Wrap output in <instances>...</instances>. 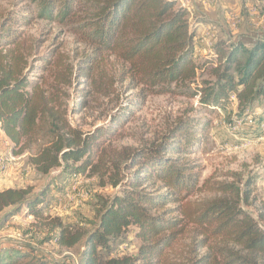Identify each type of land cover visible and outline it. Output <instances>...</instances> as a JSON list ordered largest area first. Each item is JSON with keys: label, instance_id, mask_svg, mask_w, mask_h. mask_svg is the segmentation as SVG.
Instances as JSON below:
<instances>
[{"label": "trees", "instance_id": "trees-1", "mask_svg": "<svg viewBox=\"0 0 264 264\" xmlns=\"http://www.w3.org/2000/svg\"><path fill=\"white\" fill-rule=\"evenodd\" d=\"M30 1L39 19L68 28L89 52L78 65L58 56L50 70L55 84L31 81L37 69L48 70L43 64L53 65V53L49 60L40 57L31 38L9 28L28 26L31 17L0 24V123L13 143L12 154L20 157L36 148L29 163L43 176L61 172L64 188L89 173L120 193L103 203L87 231L47 213L48 186L0 190V231L25 209L34 227L48 231L47 243L62 251L79 247L80 264H264L262 219L245 209L255 180L234 174L233 181H201L189 159L208 121L181 119L162 142L115 149L118 159L105 160L106 144L148 97L198 98L200 108L209 111L228 108L234 96L240 115L264 104V39L251 48L242 43L228 48L220 41L216 60L198 62L189 12L174 0ZM74 76L98 95L109 96L117 84L136 95L108 124L85 133L68 122L60 94L53 92L72 84ZM204 76L211 80L199 81ZM91 94L82 97L81 112ZM129 230L140 243L136 254L116 255ZM11 243L0 247V264H32Z\"/></svg>", "mask_w": 264, "mask_h": 264}, {"label": "rangeland", "instance_id": "rangeland-1", "mask_svg": "<svg viewBox=\"0 0 264 264\" xmlns=\"http://www.w3.org/2000/svg\"><path fill=\"white\" fill-rule=\"evenodd\" d=\"M255 11L257 14H252ZM242 12L245 13H243V18L249 24L251 23L254 27L253 31H256V38L253 37L252 40L256 43L264 39V1L248 0ZM24 17H31L28 26L12 24L9 28L12 31H22L24 37L31 38L35 44L34 53L40 57L49 60L51 53L54 56L51 60L53 65L43 64V67H48V70L42 72L37 69L31 74L30 80L49 85L55 84L54 74H51L50 70L55 66L58 56L63 55L68 65H78L89 49L78 44L69 29L63 25L39 19L38 8L30 0H0V24L9 21L10 18L12 22L24 21ZM241 22L242 18H237L232 25L238 27ZM190 25L196 35L195 26L191 21ZM209 30L202 38L204 46L196 45L195 47V59L198 62L207 59L216 60L215 47L220 41H225L228 48L240 43L239 38L233 42L230 41L233 37L231 34L230 40L219 39L217 35L211 33L213 28ZM202 79L211 80L209 76L199 77V81ZM212 80L214 81L213 78ZM88 91L92 93L88 96L89 107L81 112L79 104L84 100L82 97ZM114 91L109 96L98 95L96 91L88 89V84L84 80L81 79L79 82L75 76L72 84L62 85L58 91L53 89V92L60 94V103L63 110L67 112L68 122L85 133L108 124L111 116L115 115L121 107L126 106L136 95V92L127 93L120 84L115 86ZM209 111L200 108L198 98L148 97L140 110L134 112L130 122L123 129H118L116 138L106 144L105 160L109 163L113 159H118L117 154L113 152L115 149L118 152L124 147L145 149L162 142L181 119L201 118L203 121H208L210 125L206 130V135L200 141L197 152L189 155V159L200 171L201 181L209 178L215 181H233L234 174L240 175L243 181L249 178L254 179L256 184L253 187V200L245 209L257 219L261 218V223L264 225V104L256 105L240 115L238 102L232 96L228 108ZM4 135H6L5 132ZM3 153L9 156L12 150L6 148ZM35 153L36 148L30 154L17 156L19 161L16 163V170H18L16 173L25 182L22 188L32 187L40 190L48 186L50 188L48 200L52 201L48 214L59 217L66 225H76L87 231L93 229L103 203L120 193V188H113L110 185L104 187L99 177H92L86 173L81 175L83 182L81 188L88 191L90 197L81 200L77 197V193L71 191L75 181L71 182L72 184L70 183L67 188L62 186L65 182V175L60 174L61 172H54L48 177L31 169L29 176H22V170L33 167L29 163V157ZM33 223V217L29 216L24 209L0 231V247H6V243L14 241L12 243L15 247L22 249L23 253L30 256L26 261L32 264H39L43 260H48L47 264H71L66 257L75 256L79 259V247L73 251L60 250L54 244L46 242L48 231L34 227ZM139 244L129 230L117 245L116 255L133 256Z\"/></svg>", "mask_w": 264, "mask_h": 264}, {"label": "crops", "instance_id": "crops-1", "mask_svg": "<svg viewBox=\"0 0 264 264\" xmlns=\"http://www.w3.org/2000/svg\"><path fill=\"white\" fill-rule=\"evenodd\" d=\"M181 8H185L189 12L190 21L194 24L196 29V45L204 46V38L206 32L214 29L211 33L217 35L219 39L230 40V34L233 36L232 40H237L250 47L255 44L252 40L256 38V31L254 27L243 18L242 8L248 0H174ZM255 1V0H254ZM245 14V13H244ZM237 18H242L240 26L234 27L232 24ZM209 30V31H210ZM222 32V33H221ZM238 35V36H237ZM243 35V37H241ZM228 36V38H226ZM203 41V42H202ZM230 43V42H229ZM238 43V42H237ZM254 43V44H253ZM10 176L0 180V190L9 188H22L25 183L16 173L18 170H13ZM14 242V241H12ZM56 246V245H54ZM57 247V246H56ZM70 259L69 257H66ZM69 263V262H68Z\"/></svg>", "mask_w": 264, "mask_h": 264}, {"label": "built area", "instance_id": "built-area-1", "mask_svg": "<svg viewBox=\"0 0 264 264\" xmlns=\"http://www.w3.org/2000/svg\"><path fill=\"white\" fill-rule=\"evenodd\" d=\"M252 14H257V11L253 12ZM13 147L14 146L11 140H9L6 135H4V131L0 123V180L9 177L11 172L17 167L16 163L19 161V158L17 156H14L12 153H10L9 156H6L3 153L6 148L13 150ZM31 169L34 168L29 167V169L22 170V176H29ZM82 184L83 182L81 177L77 178L71 188V191L77 193V197H79L81 200H85L90 197V193L81 188ZM69 258H71V260L69 261L71 264H80L79 259H77L75 256H71Z\"/></svg>", "mask_w": 264, "mask_h": 264}]
</instances>
